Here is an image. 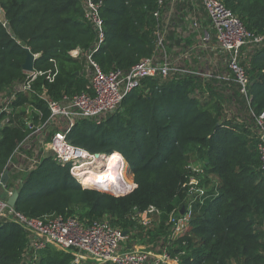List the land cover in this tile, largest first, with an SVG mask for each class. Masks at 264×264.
I'll return each instance as SVG.
<instances>
[{"label": "trees", "instance_id": "16d2710c", "mask_svg": "<svg viewBox=\"0 0 264 264\" xmlns=\"http://www.w3.org/2000/svg\"><path fill=\"white\" fill-rule=\"evenodd\" d=\"M94 1L103 3L105 39L92 54L102 71L127 73L154 53L157 0ZM219 1L250 32L264 36V0ZM0 12V94L25 79L28 49L38 56L34 69L42 73L37 89L44 88L56 100L94 95L87 58L98 42V31L85 19L83 0H0ZM76 50L81 51L78 57L72 55ZM241 65L250 82L249 103L236 88L225 97L195 77L162 85L148 80L114 113L74 125L67 136L73 146L124 157L137 186L134 192L115 197L85 187L71 176L69 166L48 158L27 176L12 175L7 182L8 189L19 186L16 210L30 218L61 215L108 221L128 233L127 248L137 243L154 251L161 247L178 257L179 264H264V170L257 125L264 113V43L251 51L242 49ZM18 96L16 109L29 103ZM35 106L47 119L45 104ZM25 115L17 111L0 130V180L28 134ZM192 162L205 168L200 184L206 189L204 204H196L189 231L169 241V218L188 201L184 185ZM150 206L159 213L146 228L133 213ZM26 243L22 228L0 221V264H23ZM73 260L49 247L40 252L38 264Z\"/></svg>", "mask_w": 264, "mask_h": 264}, {"label": "built area", "instance_id": "2783aa9c", "mask_svg": "<svg viewBox=\"0 0 264 264\" xmlns=\"http://www.w3.org/2000/svg\"><path fill=\"white\" fill-rule=\"evenodd\" d=\"M83 2L85 19L98 31V42L87 58L94 95H64L56 100L44 88L35 87L42 74L35 69L25 72L22 82L0 94V130L9 126L10 118L20 110L26 112L24 121L28 128L27 136L18 144L0 180V221L16 224L26 232L23 264H38L40 252L49 247L72 255L73 264H179L178 257H171L167 249L161 247L155 251L146 246L127 248L125 241L128 239L123 237V230L108 221L89 222L79 216L65 218L61 215L30 218L8 205L7 200L15 189L9 190L2 182L3 177L6 173L10 178L12 175L25 177L43 160L52 158L61 166H69L71 176L85 187L115 197L134 192L137 186L128 163L120 154V167L115 168L120 177L113 185L104 188L98 183H91L93 186L85 183L89 172L102 174L107 171V160L112 155L99 154L97 157V154L73 146L67 136L74 125L114 113L130 93L141 89L148 80H157L162 85L180 78L195 77L203 85L216 87L225 97L236 88L249 103L250 82L241 65V51L244 48L251 51L262 45L264 36L250 32L219 0H157L158 9L153 14L157 21L154 53L127 73L115 69L105 73L92 58L105 39L100 16L103 3L94 0ZM145 93L149 94V89ZM19 94L27 97L29 103L16 109L14 104ZM37 102L48 108L47 119H43V114L36 108ZM257 125L261 130L259 152L264 170V113L257 118ZM199 164L192 162L187 167L190 175L184 188L188 201L183 206V215L180 210L169 218V241H175L189 231L194 205L204 204L206 189L200 184L205 168ZM125 180V190L116 189L119 182ZM3 193L7 194L6 198L2 197ZM156 213L159 212L153 206L145 212L135 209L133 219L149 228L153 224L151 217ZM162 244L163 241L159 245Z\"/></svg>", "mask_w": 264, "mask_h": 264}, {"label": "bare ground", "instance_id": "6f19581e", "mask_svg": "<svg viewBox=\"0 0 264 264\" xmlns=\"http://www.w3.org/2000/svg\"><path fill=\"white\" fill-rule=\"evenodd\" d=\"M121 160L122 158L119 154L117 153L113 154L112 157L108 158L107 160V167H108L107 171L102 174L95 173V172H89V174L86 175L87 178L84 180L85 183L90 186H93L91 185V183H98V184H101V187H104V188H107L113 185L118 179V177H120V175L114 172L113 170H115L116 167L118 168L120 167L119 163L121 162ZM119 183L120 185H117L116 189L122 188L127 185L126 180L124 182H119ZM97 186H100V185H97Z\"/></svg>", "mask_w": 264, "mask_h": 264}, {"label": "water", "instance_id": "95a60500", "mask_svg": "<svg viewBox=\"0 0 264 264\" xmlns=\"http://www.w3.org/2000/svg\"><path fill=\"white\" fill-rule=\"evenodd\" d=\"M27 53V57H26V61L23 65V71L25 72H33L34 71V62H35V56L27 49L26 50ZM97 157H99V154H97ZM10 176L9 173H6L3 177V184H7L8 180H9ZM22 183V180H19V184ZM20 197V193H19V186L17 185L15 187V190L12 194L11 197H9V199L7 200L8 205H10L11 207H16V204L19 200ZM185 212V207H182L180 214L183 215ZM128 233L124 232L123 233V237H127Z\"/></svg>", "mask_w": 264, "mask_h": 264}, {"label": "crops", "instance_id": "0c3cea01", "mask_svg": "<svg viewBox=\"0 0 264 264\" xmlns=\"http://www.w3.org/2000/svg\"><path fill=\"white\" fill-rule=\"evenodd\" d=\"M72 54H73L74 56H78V55L81 54V51L76 50V51H74ZM6 195H7V194L5 193L4 196H6ZM127 242H128V241H125V245H126V247H127ZM145 246H146V245H144V244L137 243L136 245H134L133 249H135V248H140V247L144 248Z\"/></svg>", "mask_w": 264, "mask_h": 264}, {"label": "rangeland", "instance_id": "374dc122", "mask_svg": "<svg viewBox=\"0 0 264 264\" xmlns=\"http://www.w3.org/2000/svg\"><path fill=\"white\" fill-rule=\"evenodd\" d=\"M0 20L1 21H3L4 19H3V16H2V14H1V12H0ZM199 166H204L203 165V163H201V164H199ZM196 167H198V165H196ZM114 172H115V170H113ZM128 179H130V177H128ZM100 183V182H99ZM101 185V184H100ZM10 190V189H9ZM4 194V193H3ZM3 194H2V196H3ZM196 211V204L194 205V212Z\"/></svg>", "mask_w": 264, "mask_h": 264}]
</instances>
